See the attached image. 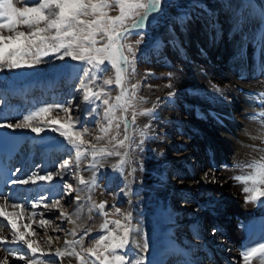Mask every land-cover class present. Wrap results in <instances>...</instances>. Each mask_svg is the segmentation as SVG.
Returning a JSON list of instances; mask_svg holds the SVG:
<instances>
[{
  "label": "snow or ice",
  "instance_id": "snow-or-ice-1",
  "mask_svg": "<svg viewBox=\"0 0 264 264\" xmlns=\"http://www.w3.org/2000/svg\"><path fill=\"white\" fill-rule=\"evenodd\" d=\"M22 3L21 7L14 0H0V71L32 68L51 60L72 61L75 63L66 66L76 69L79 87L61 103L44 104L23 115L16 123L0 125L31 129L36 133L51 129L60 134L69 152L68 158L54 170L46 171L44 175L37 170L24 179L11 181L19 185H36L38 182L51 185L59 178L58 189H49L59 198L49 200L47 195H38L18 202L14 198L10 201L7 194L0 192V224L10 229L11 235L9 239L0 227V246H15L8 249V255L0 259V264H10L9 257L23 264H49L45 259L49 256L59 258L61 264L65 257L75 258L77 264H145V253L149 249L147 234H142V241L134 238L137 226L132 223V212L115 205L109 211L107 200L97 201L90 193L99 187L97 178L102 169H112L125 181L128 177L135 179V168L127 171L134 140L129 129L135 125L137 115L152 116L158 105L153 103L152 107L139 113L135 111L133 102L140 82L130 83V76L135 72L136 46L143 42L142 31L138 30H143L149 17L160 11L163 0H22ZM114 7L118 8L117 15L111 14ZM134 32L139 38L130 41L129 36ZM109 69L112 75L105 74ZM110 86L116 87L115 96ZM167 87H172L170 81ZM213 88L217 92L223 91L219 85H213ZM167 95L171 97L174 93L169 91ZM258 96L264 102V93ZM130 109L133 111L129 119ZM54 111L63 114L59 117L63 123L58 126L48 122ZM257 116L264 117V112L253 114L252 118ZM89 123L99 134L93 133ZM151 125L149 119L139 129L140 137H146ZM143 143L141 139L137 147ZM84 160L87 164L82 167ZM233 167L241 170V174L233 179L242 185L245 201L264 204V156L234 162ZM126 171L127 175H124ZM85 172L89 174L85 175ZM208 176L206 173L205 177ZM211 179L215 182L214 171ZM69 180L74 181L76 187ZM125 187H128L127 183ZM85 190L89 192L87 196L82 194ZM65 200L75 205L72 211L64 206ZM83 201L88 202L87 220H83ZM128 203L132 201L128 200ZM41 206L44 211L37 212ZM93 211L102 222L89 225L87 221L93 219ZM45 212L54 214L55 220L72 225L66 231L59 227L52 229L63 232L62 247L55 246L60 235L54 239L48 234L53 221L44 218ZM34 224L44 230L43 243L37 239L39 234ZM94 231L99 234L86 245V237ZM260 240H264V236ZM260 240L250 239L248 244L242 245V264H253L257 258L258 264H264V242ZM25 250L28 255L24 254Z\"/></svg>",
  "mask_w": 264,
  "mask_h": 264
},
{
  "label": "rangeland",
  "instance_id": "rangeland-1",
  "mask_svg": "<svg viewBox=\"0 0 264 264\" xmlns=\"http://www.w3.org/2000/svg\"><path fill=\"white\" fill-rule=\"evenodd\" d=\"M233 1H236L237 3L239 2L243 10L239 11V14L235 15V18H233V11H231V9L226 8L222 12V17L220 18V21L223 22L221 37L219 41L211 42V46L214 47V49L211 53L207 54H209L211 59L216 62L222 63L224 61V67H226L230 73L232 72L236 78L241 71V65L234 64L233 60L239 59V55L238 52L236 53L237 56L232 54V47H241L240 49L243 50V48H246L244 45L248 36H257L260 33L263 34L264 0ZM221 3L222 5L229 6L232 4V0H163L160 11L149 17V20L146 22V27L143 30H138L142 31L143 42L136 46L135 72L131 73L130 76V83H136L137 81L140 82L137 97L133 102L135 104V111L139 113L144 108L152 107L153 103H156L158 107L152 116L137 115L135 125L129 129V133L134 134V140L130 149V166L127 171H131L132 168H135L134 181L132 177H128V180L125 181L123 176L114 172L110 168L101 170V173L98 176L97 183L98 185L100 184L102 188L104 186L103 190L105 193L102 195L99 191L100 187H97L90 194L97 201L107 200V210L112 211V206L115 205L116 207L133 211L132 215L136 212L139 216L145 219L151 217V215H154V217L157 218L162 217V215L166 214L168 209H173L175 221H173L172 225H178L180 228L183 227L185 233H188L189 229L187 224L192 222L202 224L205 219L204 216L206 214V209L209 213V208L205 206V198L214 197L215 193L218 194L216 195L217 197L228 196L225 191H218V181L216 180V177L215 182H212L211 179L210 184L213 188H211L207 194H197L195 192L196 190L193 192L194 189H198L199 185H202L198 180L203 178V173L206 174V171L210 169L217 173L223 172L224 175L222 176V179H227L228 181H231L234 175L241 174V170L234 168L233 166L224 168L222 171L212 169L208 167L207 164H205V167H200L199 169L195 166V169H193L192 172L188 168V164L196 165L199 160H202L203 154H207L206 150L208 149L215 150L218 154V162H220L221 165H224L221 160L224 151L222 147H220L221 142L218 141V137H216L215 133L209 132V125H213V122L202 116L200 106L204 105V103H201V99L197 94L193 93L191 95L190 90L188 89V87L191 86L190 83L182 74L180 75V73H182L181 71L178 73L176 70V66H181L180 64L182 62L190 63L192 65L199 62L202 63V61L206 60L207 52V50L203 51L205 50V43L203 41L196 42V38H194L195 40L191 38L188 30L184 29L185 26L183 24L181 25L180 21L182 20L184 22L187 20V15H195L197 18L201 16L206 17L208 12L212 11L211 9L213 6H217ZM111 14L117 15L118 8L114 7ZM256 17L259 18L258 23L255 21V23L251 25V22ZM233 21L241 24V28L239 29L240 33H236L235 35L229 31L230 27L231 29L234 27ZM177 26L180 27L182 31L181 29L179 31ZM211 26H209V34L212 36V34L214 35L216 32V27L213 25ZM169 27L173 29L172 37H170L171 41L163 34ZM249 31L252 33H249ZM138 38L139 35H137L136 32L129 36L130 41H134ZM257 46L258 48L260 46L262 50L260 57H263L264 45L262 44V40H260L259 45ZM242 50L239 53H241ZM231 57H233V59ZM230 60L232 62H229ZM69 63L74 64L75 62L51 60L32 68L25 67L13 69L12 71L17 72L20 75V82L22 84H32L31 90L27 91V93L19 87V89H17L18 93L15 94V96L12 94H6L5 98L7 99V103L11 104L9 107L14 114H17L19 111V116H21L19 118L21 119L23 115L35 110L36 107H41L44 104L61 103L70 98L74 89L79 87V82L76 79V69H69L66 66ZM212 66L215 67L216 65L212 64ZM105 74L112 75L113 73L112 70L109 69ZM169 74L171 75L169 76ZM52 76L59 78L55 86L48 89L50 91L47 92H43L44 89H39L41 88L39 85L41 81ZM262 77L264 78V68L255 75L256 79H263ZM169 81L172 84L171 88L167 87ZM216 82L217 83H214L219 86L228 84L226 82L224 84L220 83L218 80ZM150 85L151 87H149ZM234 86L239 93H241V88L244 89V86H238V88L237 85ZM110 87L113 96H115L117 93L116 87ZM169 91L173 92L174 95L168 97L167 93ZM2 96L3 93L0 92V102L1 104L6 105V102L3 101L4 96ZM157 97L160 99L157 100ZM209 107H212L211 110L213 111L221 112L216 109H220L221 107L219 106L211 105ZM132 111L133 110L130 109L128 112L129 119L131 118ZM240 111L241 110L238 111V107H236L234 103L229 107L225 116L228 117V119L237 120L240 117ZM75 114L76 113H74V115ZM54 115L61 116L63 114L54 111ZM117 115H120V113L118 112ZM207 116H210L208 115V111ZM149 119L152 121L151 128L148 130L146 137H140L139 129L147 123ZM18 120L16 118V121ZM89 120H91V118H89ZM214 120L216 121V119ZM54 121L56 122V119ZM60 121V123H63L62 120ZM88 126L92 129L94 134H99L93 124L89 123ZM180 127L181 130H179ZM123 131V125H121V136L123 135ZM230 131L231 134L235 135L236 131H234V129H230ZM233 131L235 133H232ZM114 132L115 129L113 130V134ZM234 137L238 139V136L235 135ZM141 139L144 140V143L140 147H137V144ZM215 140H217V144L219 145H215ZM180 141L186 142L187 145L185 148H181ZM60 144L58 147H54L50 150L51 157L55 158L56 166H49L47 171L54 170L59 163H62L63 160L67 159L69 156L66 143L62 142ZM37 149L38 150H35L36 167H39V165L42 164L40 156L42 155L43 150L39 148ZM224 149L225 151L227 150V152L230 151L228 147H224ZM262 151L264 152V150ZM71 155L74 159L75 154L72 153ZM163 159L170 161L167 169L169 171L167 179L171 180L172 187L178 194L171 196L169 201L161 197L163 192L161 189L164 188V186L161 185L160 180L165 173ZM86 164L87 160L82 161V167H85ZM127 171L124 175H127ZM32 172L33 171L29 172L28 175ZM65 179L68 180L69 178L65 177ZM69 182H72L73 186L76 187L74 181L69 180ZM233 182L236 181L233 180ZM40 183H44L43 186L48 188L46 194L47 196L49 195V200L59 198L58 196L53 195L52 191H49L50 188L58 189L61 183L59 178H56L51 185L45 182ZM125 183L128 185L127 188L125 187ZM191 184L195 186L192 187V192L189 193V196H185L182 189ZM37 185H39V182ZM128 188L131 189L130 194H128ZM121 189H124V191L121 192ZM88 194L89 192L87 190L83 192V195L85 196ZM113 195H115V197ZM240 197L244 199V194ZM133 199L136 200L137 204L134 203ZM196 199H199L198 204H196ZM128 200H131L133 203L129 204ZM63 203L67 210L72 211L75 207L74 204H69L67 200L63 201ZM82 203L86 204L85 206H88L87 201H83ZM26 208L28 211H31V208H29L28 205ZM40 211H44L42 206L40 209H37V212ZM232 213V207L227 206L222 216L224 214L231 215ZM91 214H93V217L96 216L101 218L95 211ZM184 214L186 215L185 219L188 218L186 224H183L184 220L182 219V216ZM44 218L52 220L53 223L50 227L54 226V222H56L54 214L47 215ZM36 219L39 220L40 216L37 215ZM2 225L5 227V230L9 229L6 225L0 224V226ZM61 227L65 231L68 229L67 226L64 225H61ZM211 232H213V227L209 226L205 233L210 234ZM60 234V237L64 238L63 232L56 233V235ZM98 234V231L89 234L85 239V244L87 245L90 240L95 238ZM193 241L198 243L199 240L193 239ZM24 254L28 255L26 252H24ZM145 255L147 257L145 264H153L154 258L150 255ZM45 259L49 261V264L60 263L57 260L52 261L51 256L45 257ZM171 259L172 258H169L167 264ZM11 260L13 261L14 259ZM166 260H168V258L165 259V261ZM15 261L16 260L13 262L16 263Z\"/></svg>",
  "mask_w": 264,
  "mask_h": 264
},
{
  "label": "bare ground",
  "instance_id": "bare-ground-1",
  "mask_svg": "<svg viewBox=\"0 0 264 264\" xmlns=\"http://www.w3.org/2000/svg\"><path fill=\"white\" fill-rule=\"evenodd\" d=\"M14 2L17 3V6H23L22 0H14ZM226 8L231 9V11H233V18L236 17L235 15L239 14V11L243 10L239 2L237 3L236 1L234 2L232 0V4H230L229 6L222 5V3L217 6H213L211 9L212 11L208 12V15H206V17L201 16L197 18L195 15H187V20L184 19V22L182 20L180 21V24H183L185 26V28H183L188 30V33L191 38H196V42L203 41L205 43L206 46L204 48L205 50L203 51L207 50V52L206 60L202 61V63L199 62L195 65H192L190 63L182 62L180 64L181 66H176V70L178 71V73L179 71H181L182 73H180V75L182 74L185 79H187L190 83L191 86H189L188 89L190 90L191 95L193 93L197 94L198 97L201 99V103H204V105L200 106L202 116L205 117L207 120L213 122V125H209V132L215 133L216 137H218V141L221 142L220 147H222L224 151V155H222L221 159L222 161H226V165L224 167L228 168L232 167L234 162H247L253 159H259L261 156H264V152L262 151L264 150V117H257L256 119L252 118L253 114H256V112H264V102H262V100L258 101L259 98L261 99V97L258 96L259 92L262 91V93H264V78H255V75H257V73H259V71L264 68V55L263 57H260L262 50L260 46L259 48L257 46L259 45L260 40H262V44L264 45V30L263 34L260 33L257 36H248L247 41L244 45V47L246 46V48H243V50L240 49L241 47H232V54L237 56L236 53L238 52L239 55V59L233 60V62L236 65H241V71L238 77L235 78V75L232 72L231 74L226 69V67H224V61H221L222 63L216 62L215 60L211 59V56L209 54H207L211 53L214 49V47L211 46V42H217L221 37V28L223 22L220 21V18L222 17V12ZM258 20V17L254 18V22L252 21L251 25H253L255 21L258 23ZM233 23L234 27L232 29L230 27L229 31H231L233 35H235L236 33H240L239 29L241 28V24L239 22L236 23L234 21ZM211 25L216 27V32L214 35L212 34V36L209 34V26ZM178 29L180 31L181 28L178 27ZM172 33L173 29L169 27L167 30H165L163 34L165 35V37H168V40H170V37H172ZM249 33L252 32L249 31ZM241 50L242 52L239 53ZM231 58L233 59V57ZM231 60L229 62H232ZM212 64H215L216 66L213 67ZM58 80L59 78H57L56 76L46 78L42 80L39 84L41 86L40 89H44L43 92L45 90L50 91L48 89H51L53 86H55ZM217 80L223 84L225 82L228 83L220 86L221 89H223V91L221 92H217L213 88V85H216L215 83H217ZM212 81H214L215 83ZM234 85H237V88L238 86H244V89L241 88V93H239ZM19 87L20 89L24 90L25 93H27V91L31 90L32 84H22L20 82V75L17 72L7 69L0 71V92L3 93V101L6 102V105L1 104L0 102V125H6L7 123H16V118L17 120L20 119L19 117L21 116H19V111H15L17 112V114H14L12 109L8 107L9 105L11 106V104H8L7 99L5 98L6 94H12L13 96H15V94L18 93L17 89H19ZM234 103L236 107H238V111L241 110L239 112L240 117L237 120H231L230 118L226 120V118H224L223 116V113L225 114L229 107H231V105ZM211 105L221 107L220 109L216 108L221 112L211 110L212 107H209ZM36 109L37 107L35 108V110ZM207 111L208 115L210 116H207ZM53 117L56 118V122L52 119ZM59 117L60 115H54V112H52L48 117V122L52 123L55 126H58L59 124H61ZM214 119H216V121ZM0 128L12 129L15 131L23 132L29 136L28 141L20 151L22 152L27 149L26 154L23 155L20 161L21 166L25 164V169L22 173L18 171V176L16 179H21L22 177L27 176V174L31 170L35 169L34 155L29 157V153L33 151L35 147L44 150L42 159H44L45 164L44 166H42V168L39 167L37 169L39 170L40 175L45 174V168H47L49 160L52 161L53 159V165L56 166L55 159L49 156L48 153L52 148L58 147L60 143L64 142L63 138L60 136L59 133L48 128H46L41 133L33 132L31 131V129H13L8 128L6 126H2ZM230 129H234V131H236V133L234 131L232 133H235V135L238 136V139L234 137V134H231ZM179 130H181V127L179 128ZM186 145V142L180 141L181 148H185ZM215 145H219L217 144V140H215ZM224 147H228L230 151H225ZM212 161H214V154L213 152H208L207 156H203V160H199L196 165L188 163L187 164L188 168L192 172L193 169H195V166L198 169L200 167H205V164H207L208 167L211 166ZM169 164V160H164L163 167L165 169V173L160 180L161 185L164 186V188L161 189L163 190L161 197L166 199L167 201H169L171 196L178 195L172 187L173 185L171 180L167 179V175L169 174V171L167 170ZM212 172L213 171L211 169L206 171V173L209 174L207 178L203 173V178H200V180H198V182H200L202 185H199L198 189H194L193 192L196 190L195 192L197 194H207L211 190V188H213V186H211L210 184ZM84 174L88 175L89 173L85 172ZM223 175V172H215V177L218 181L217 188L219 192L225 191L228 196L217 197L216 195L218 194L215 193L214 197L205 198V206L209 208V213L206 209V214L204 216L205 219L201 225L196 226L195 222L187 224L189 229L188 233H185L183 227L180 228L178 225H172L173 221H175V214L173 213V209H168L166 214L162 215V217L159 218L154 217V215H151V217L143 219L136 212H134L132 223L137 226V233L134 234V238L142 241V234H147L149 249L148 252L145 254L150 255L154 258L153 264H166L167 260L165 261V259H169L171 257L175 260L174 264H187L188 262H199L202 264H242L240 255L235 246L237 237L241 238L243 235L242 231L237 230L236 227V230L238 231L237 236L226 232V242L218 241L216 237H219L221 235V232L213 231L210 234L205 235V231H207L209 228L208 222L214 221V223H216L215 228L220 226L221 228H225L227 231V227L232 224H227V222L221 218V214L224 212L227 206H230L235 210V214L237 215L236 221L240 223L242 221L245 222L248 218L253 215L264 213V204L246 202L245 199L240 197L241 195H243L241 191L242 185L233 182L234 179H232L231 181H228L227 179H222ZM37 184H14L12 185V194L16 195V198L19 200V202H24L25 198L28 199V197L30 196L35 198L38 195H42L45 189L48 190L46 186H43L44 183L39 182V185ZM194 186L195 185L191 184L182 189L183 193H185L184 195L189 196V193L192 192V187ZM99 187V191L103 195L105 193V191L103 190L104 186L103 188L101 187V185ZM113 196L115 197V195ZM196 200V204H198L199 199ZM133 201L135 204H137L135 199H133ZM87 207L88 206H85L83 220H87ZM50 214L52 213L45 212V216ZM91 215L93 217V214ZM182 217V219L184 220L183 224H186L188 222V218L185 219V214ZM25 222L27 221L25 220ZM87 222L89 223V225L99 224L101 222V218L95 216L91 221ZM61 225L67 226V228L72 227V225H68L66 222L62 223L56 220V222H54V226L49 228L48 234L52 235L55 239L56 233L61 232H53L52 229L57 227L62 228ZM0 227H3L4 234L8 235L9 239H11L10 229L5 230V227L3 225ZM33 227L39 234L37 239H40L43 243L44 230L40 229L35 224L33 225ZM63 237L65 238V236ZM64 238H61L55 246L62 247V242ZM68 238L72 239V237ZM196 238L197 240H199L198 243H195L193 241V239L196 240ZM44 246L46 247V245ZM11 247L15 246H0V259L8 255L7 249ZM25 252L27 253L26 250ZM11 259L13 258L9 257L10 264H23V262L20 263V261H15L16 263H14V260L12 261ZM51 259L52 261L57 260L60 262V259L57 257L51 256ZM69 260H71V264H77L75 258L69 257L63 258L62 264H69ZM218 261L219 263H217ZM59 264H61V262ZM253 264H258V259L254 260Z\"/></svg>",
  "mask_w": 264,
  "mask_h": 264
}]
</instances>
